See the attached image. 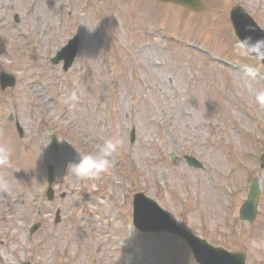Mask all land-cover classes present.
<instances>
[{"label": "rangeland", "instance_id": "rangeland-1", "mask_svg": "<svg viewBox=\"0 0 264 264\" xmlns=\"http://www.w3.org/2000/svg\"><path fill=\"white\" fill-rule=\"evenodd\" d=\"M237 1L246 5L264 29V0ZM206 4L203 13L192 14L143 0H0V73L8 72L15 78L12 88L0 89V144L12 153L10 166L0 168V217H4L0 218V247L6 252V261L8 253L14 251V242L21 245L31 195L39 193L42 184L39 168L49 159L54 165V200L46 201L44 218L49 224L44 233L49 235L37 255H26V264H38L41 259L43 264H52L54 256L50 253L54 245H61L64 231L72 241V264H82L83 257L76 248L86 247L89 238H94V246L104 253V264L110 263L106 257H114L115 264H191L184 253L170 247V241L162 243L155 237L136 236L134 253L126 249L123 230L130 216L128 194L138 190L156 197L177 220H182L184 211L185 225L209 241L243 251L247 264H264V170L256 169L257 159L252 154L264 133L255 127L260 116L264 128V106L255 102L261 90L249 85L250 75L247 79L226 66L213 65L175 44L177 36L200 40L216 54L235 57L234 44L214 39L210 32L213 29L217 35L222 29L223 11L218 10L216 0H206ZM16 15L18 23L13 22ZM158 22L166 26L167 49L154 30ZM22 33H26L25 39ZM75 33L80 36L79 53L71 68L62 73L50 65L49 58ZM132 40L137 47L131 46ZM98 43L104 46L100 58ZM107 43H111L110 56L122 63L118 68L126 79L133 61L127 50L135 48L137 72L127 84L126 79L116 84L117 90L123 88L118 93L103 97L100 93L106 79L101 73L105 71H98V67L108 61ZM208 81L230 93L235 102L227 104L231 95L214 93ZM73 92L76 101L68 100ZM130 99L136 102L132 111H136V119L134 113L135 139L128 146L125 136L131 117H127ZM154 117L165 119L168 125L163 131H155L148 122ZM208 123L219 132L204 134L199 143ZM51 131H56L60 141L57 151L50 152L47 135ZM117 138L123 150L144 169L128 185L123 184L126 189L115 187L111 173L106 174L99 178L96 193L85 189L80 193L82 200H78L76 189L86 180L68 171L67 164ZM170 150L198 155L203 170L172 164L167 154ZM120 154L118 150L113 153L114 168ZM123 159L129 165L122 154ZM254 174L262 187L258 215L250 225L234 222L230 218L232 203L243 200ZM19 182L27 189L24 196L22 192L13 194ZM89 182L98 184L97 180ZM110 187L121 193L126 190V194L113 190L115 195L110 197ZM115 203L118 209L113 207ZM6 206L11 210L3 214ZM56 209L65 219L54 224ZM208 223H213V230L220 235L208 232ZM7 224L12 226L10 233L5 232ZM26 244L24 241L22 247Z\"/></svg>", "mask_w": 264, "mask_h": 264}, {"label": "clouds", "instance_id": "clouds-1", "mask_svg": "<svg viewBox=\"0 0 264 264\" xmlns=\"http://www.w3.org/2000/svg\"><path fill=\"white\" fill-rule=\"evenodd\" d=\"M234 51L242 57H254L259 62L264 63V36L253 40L251 36H245L239 39L234 45ZM68 100L76 101V93H71ZM68 100L64 101L65 103ZM255 102L264 106V90L259 91L255 96ZM122 145L120 139L106 140L97 150L78 155L76 160L67 164V170L74 176L83 180H97L102 176L109 174L115 161L112 159L115 153ZM11 149L0 144V168H7L11 163ZM95 187V185H92ZM6 187V185H5Z\"/></svg>", "mask_w": 264, "mask_h": 264}, {"label": "water", "instance_id": "water-1", "mask_svg": "<svg viewBox=\"0 0 264 264\" xmlns=\"http://www.w3.org/2000/svg\"><path fill=\"white\" fill-rule=\"evenodd\" d=\"M255 194H256V192H255ZM252 197H253V195H251ZM198 255H199V257H200V259L201 260H204V258H203V256L201 255V252L200 251H198ZM221 257V256H220ZM219 257H215L214 256V259L216 260V259H218Z\"/></svg>", "mask_w": 264, "mask_h": 264}]
</instances>
